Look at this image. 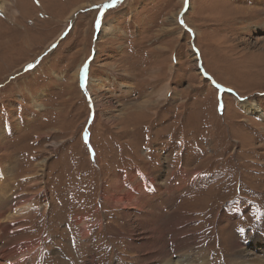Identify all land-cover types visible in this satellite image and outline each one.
Listing matches in <instances>:
<instances>
[{"label":"rangeland","instance_id":"1","mask_svg":"<svg viewBox=\"0 0 264 264\" xmlns=\"http://www.w3.org/2000/svg\"><path fill=\"white\" fill-rule=\"evenodd\" d=\"M111 3L0 0V203L34 206L13 237L79 264L89 227L100 263L130 264L136 235L151 254L184 225L207 264H238L264 247V0Z\"/></svg>","mask_w":264,"mask_h":264},{"label":"bare ground","instance_id":"2","mask_svg":"<svg viewBox=\"0 0 264 264\" xmlns=\"http://www.w3.org/2000/svg\"><path fill=\"white\" fill-rule=\"evenodd\" d=\"M0 9L2 11H4L3 4H0ZM246 19H248V18H246ZM241 21H243V20H241ZM77 76H78V73H77ZM241 105L244 108H247V111H250V107L246 104V102L241 103ZM248 107H249V109H248ZM194 174H196V173H194ZM194 179L195 178L193 176L192 177V181ZM112 197H114V196H112ZM132 198L138 202V200L134 196ZM117 199H118V201L121 200L119 198H117ZM112 201H113V199H112ZM28 203L29 202H25L24 203V201H21L19 203V206L15 205L14 202H12L11 200L4 201V202L1 201V203H0V231L2 232L1 233L2 234L1 235V239L5 238V239H7V240H9L11 242L13 241L11 246H4L3 249L0 248V264H38V258L41 255L40 247H42L44 239H39L38 241L37 240L36 241H32V240L31 241H28V240H19V241H17V238L13 237L16 234V227L19 225L20 220H22L25 223L26 217L28 215H29V217H32L33 214H34V206H33L32 202H30L29 204ZM131 205H132V203H131ZM140 206H141V204H140ZM130 207H132L134 209V206H130ZM144 207L141 208V207L138 206L137 209L144 210ZM123 209H125V208H123ZM149 210H150V207H149ZM126 211H128V210L126 209ZM155 212H156V210H155ZM142 213H144V212H142ZM222 218L224 219V217H222ZM230 218H232V217H227L225 219H230ZM157 220H159V219H157ZM77 223L78 224L80 223V218L77 219ZM130 224H132V222ZM143 224H144V222H143ZM188 224H189V221H188ZM101 226H103V225H101ZM147 227H145V228H147ZM185 227L186 226H184V225H179L178 226V228L182 231V234H181L180 238H182V237L188 238L189 235H192L190 232H188V230L184 229ZM131 228H133V227L131 226ZM262 228H264V226ZM10 229L14 230L13 233H12V231H10ZM102 229H104V228H102ZM147 229L150 230L151 227H149ZM83 231H84V233L81 231L82 240L84 239L83 243H80L79 242L80 238H79V240H77L78 237L75 235V233H73V235L75 237V241H73V245L78 244L79 245L78 249L80 251H82V255H80V257L77 256V262H78V260H79V264H98V263L102 264V263H100L101 261L102 262H107L109 260V254L105 250V248L107 246L103 245V244H102L103 245L102 246L101 243H100L99 247L97 246V241L94 239V237H90V235H89V227H84ZM131 231H132V233L134 232L133 230H131ZM136 231H135V233H136ZM152 233H153V231H152ZM144 234H145V232L142 231V234L140 236L136 235V238L142 239L143 242L140 240L138 248H137V246H132L131 251L135 252L138 249L139 250H138V254L130 255V257H129V259L131 260L130 264H207L209 262V261L208 262L206 261L207 257H206V254H205V249H203V248H201L199 246L191 248V246L189 245V242L186 243V244L178 243V241L181 240L180 238L176 241L177 244H176V248L175 249H174V247L172 249L169 248L170 246L168 244H162L161 242L160 243L158 242L159 244L157 243L158 245L155 247V250L151 254L150 253H146L143 250V244H144V239H145V235ZM157 234H158V231H157V229H155L154 230V235H157ZM55 237H58V236H55ZM193 237L194 238H198L197 237V233L194 234ZM262 237H264V229H263V231L261 230L258 233V235L256 237V240L257 241H262L261 240ZM59 238L60 237H58V239ZM136 238H135V240H136ZM129 239H130V237H129ZM196 241H197L196 243H200V241H198L197 239H196ZM132 243H135V242H132ZM256 243L259 244L258 242H256ZM204 244H205V242H204ZM151 247H153V246H150L149 248H151ZM145 248H147V247H145ZM176 249H179L177 251H182V255H180L178 257H175L174 251H172V250H176ZM193 250H195V251H193ZM183 251H185V252H183ZM235 252H236V255L242 259V261H237L238 264H264V247H263V249L261 251H258V250L254 251V250L246 248L244 245L242 246V243L239 242V244H237V246L235 248ZM115 254L118 255L117 252ZM179 254H181V253H179ZM116 257H118V256H116ZM87 258H88V262H86ZM120 259H121V257H120ZM212 261H210V262H212Z\"/></svg>","mask_w":264,"mask_h":264},{"label":"snow or ice","instance_id":"3","mask_svg":"<svg viewBox=\"0 0 264 264\" xmlns=\"http://www.w3.org/2000/svg\"><path fill=\"white\" fill-rule=\"evenodd\" d=\"M188 0H185V3H187ZM118 3H122V0H112L111 4H106L104 5L105 8H112L115 7ZM99 19L97 20V23H99ZM181 24H183V20L180 21ZM54 48L56 47L55 45L53 46ZM37 63H39V61H37ZM36 65L35 64H29L27 66V68L25 69V71H31L33 68H35ZM87 68L88 65L85 64L84 68L81 69V81H82V87H86V77H87ZM218 87V86H217ZM221 112L223 111V106H220L219 109ZM91 151V149H90ZM238 232H240L241 234L244 233V229H238Z\"/></svg>","mask_w":264,"mask_h":264}]
</instances>
